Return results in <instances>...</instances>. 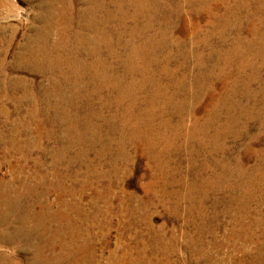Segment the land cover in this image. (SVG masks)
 <instances>
[{"label": "rangeland", "instance_id": "obj_1", "mask_svg": "<svg viewBox=\"0 0 264 264\" xmlns=\"http://www.w3.org/2000/svg\"><path fill=\"white\" fill-rule=\"evenodd\" d=\"M106 1L113 2V0ZM120 1L125 6L130 5L126 3L127 0ZM148 1L150 2V0ZM158 1L169 6V10L162 7L160 17L163 23L155 25L156 30H159L161 26L165 27L164 23H167L168 20L172 22L173 26L170 25L168 28L167 42L170 46V42L173 43L171 47L179 57L187 59L190 73L189 86L186 90H178L179 88L174 86L169 90L171 96H176L174 97L176 102H181L184 97L183 104L187 101L189 104H186V111L182 113L186 118L184 128L179 129L181 127L178 126L182 114L177 113L171 116L174 128H171L170 134H168L171 136V140L174 135L177 136L176 140H173V150L166 156V159L159 156L164 161L152 160L132 143L125 149V155L129 157L123 158L122 151L119 152L116 143L119 134L116 135L115 141L105 145L110 136V128L105 122H110L115 115L114 111H118V109L114 103L109 109L104 108V103L113 102L115 93L109 94L108 90L104 89L95 92L98 95L96 97L95 93L92 95L94 99L89 105L84 99V95L94 89L89 73L79 82L87 89L82 94L81 108L77 106L74 108L75 112L79 111V118L91 110L95 113L101 112L103 117L93 121L99 127L100 141L95 143L89 141L80 146H72L66 135V126L56 115L57 104L60 110L66 109L68 105L66 99L48 94L49 91L54 90L52 80L60 77L61 71L40 70L29 63L30 52L28 49L31 50L32 46L35 47L39 40L35 42L34 40L44 34L47 43L50 46L54 44L51 56H63V58L79 62L83 66L95 64V57L89 55L90 51L80 47L77 38L80 19H82L77 17L78 10L86 8L84 0H56L55 3H51L49 0H0V136L10 139L9 132L21 119H25L29 123L25 133L18 138L19 151H14L11 155L5 154L6 145L2 139L0 140V181H2L0 182V196H9L18 192L24 194V190L20 187V181L15 179V176H18L20 179H27L28 185H32L33 182L37 184L38 194L34 198L35 203L43 202L47 198L54 204L52 211H55L57 209L55 205H58L56 203L59 199L58 192L52 191L44 198L43 194L45 186L51 183L49 178H52V175L48 173H52L56 168L58 173L65 176L68 190L75 192L73 196H67L69 203L77 206V209H69L67 220L71 218L72 226L79 227L80 240L90 241L95 264H192L191 252L188 249L192 242L197 245L199 242H203L205 251L210 253L213 258L211 264L229 263L236 255L241 256L235 248L236 246L244 247L253 256L257 250L256 244L252 243L253 240L239 239L235 244L236 242L230 241V238L234 227L239 225L235 221L236 216L239 217V222L244 223L243 226L238 227L240 230L250 225L259 215H264V194L246 200L253 212L241 211L239 213L237 212L239 209L230 204L231 196L227 195L226 191L216 188L210 192V197L205 200V203L197 205L198 207L194 211H188L190 204L186 196L192 187L197 185L200 189H207L209 184L214 181L215 173L221 171L214 166L207 170L199 169V164L206 158V155H191L190 150L193 143L188 146V141L192 133L194 119L196 117L201 120L206 119L207 112L213 107L214 100L211 94H207L193 104V96L188 90L191 89L190 87L192 90H196V87L191 85L193 76L196 74L194 65L197 62V53L208 54V49L201 47L200 40L211 38V43L219 48L220 44L225 46L232 44L236 34L249 40L253 24H256L261 32H264V11L252 12L254 13L253 17H248L246 12L252 10L254 6L240 8L237 5L239 0L226 1V4L221 3L220 6L214 5L218 16L226 13V9L230 7L236 9L235 20L242 19L240 31L229 30L225 34L228 42L223 44L217 34L209 36L215 26L213 22L216 20L218 23V20L216 17L210 16L207 11H202L204 5L200 0ZM51 4H53L52 7H50ZM110 5L113 6H110V9L114 10L115 5ZM53 7L58 12L53 19L56 23L54 28L47 31L45 26L49 18L52 17L50 8ZM69 11L73 18L67 17ZM129 12L127 25L132 27L134 24L131 19L134 11L129 8ZM145 23L146 20L142 18L138 22L140 25ZM59 26L65 27L63 30L69 37L67 43H64ZM84 34L88 37L92 36L90 31H86ZM126 39H129L128 35ZM170 46L169 50H171ZM72 52L77 54V58L73 57ZM104 58L110 63L111 58L105 53ZM117 64L118 61L115 60L114 65ZM171 69L177 71L175 66H172ZM100 70L103 69L100 68ZM65 71L62 70V73ZM249 73L248 69L244 74L247 76L250 75ZM261 77L264 81V72L261 73ZM69 80L76 79L70 76ZM233 80L229 84L215 83L218 98L224 97V95L228 96ZM263 81L252 83L253 87H250L252 91L259 90L263 86ZM163 83L169 82L163 80ZM240 84L245 90L247 89L244 82ZM144 95L146 96L143 93L141 97L143 98ZM227 101L228 105L234 106L232 111L237 115V123L235 122L233 125L235 126L233 133L231 132L224 139L225 146L229 150L226 158L229 161L236 155L244 158L245 150L243 148L249 143V136L257 134L259 138L253 143V147L258 153H261L260 155H264V128L260 133L258 126L259 119L260 123H264V93H260L257 99L250 103L243 99L240 100L242 103L239 106H236L232 99ZM176 102L175 104H177ZM193 107H195V115L190 112ZM226 109L227 107L223 110L226 111ZM168 110L171 111L172 108ZM147 111L148 108L145 105L140 106V113ZM32 112H35L42 121V127L37 126L38 121H31L29 115ZM54 117H58V119L53 120ZM70 118L73 119L72 116ZM226 121L225 113H220L217 125L225 124ZM245 125L250 129L249 135L243 139H236L235 132ZM81 126L83 128V125ZM91 137L92 135L88 136V139L90 140ZM29 143H32V146L26 149L25 146L26 144L28 146ZM163 147L160 146L159 149ZM83 150L86 151L85 157L82 156ZM207 153H211V150H208ZM247 159L244 168L248 171L261 163V158L253 154ZM193 163H195L194 166ZM230 163L231 169L236 171L234 161L232 160ZM39 173L47 174V177L44 180H38L36 175ZM198 173L203 177L202 181L198 179ZM88 175L89 178L84 179ZM231 183L235 184L236 182L231 181ZM4 184L9 187L5 188ZM11 186H14L15 192L11 191ZM261 188L264 193V184ZM39 192L42 194L40 195ZM196 197V203L200 204L199 200L202 196ZM216 199H222V202L214 205L213 202ZM1 201L4 203L0 204V218L2 213L8 210L5 200ZM31 203L26 196L20 197L13 211L23 216L26 213L33 214L40 210L38 207H34L32 210ZM28 226L31 227L33 224H28ZM62 227L59 223L54 226L60 231L63 230L65 237L70 240L69 231L71 230L67 231L66 225ZM28 228L21 221L0 224V264H27L29 260L33 259L32 242L37 244L40 242L35 234L32 241L13 240L15 232ZM251 230H253L255 241H264L263 223L259 226L253 224ZM216 244L224 245L217 247ZM87 259L88 262H91L92 256ZM200 264L208 263L201 258Z\"/></svg>", "mask_w": 264, "mask_h": 264}, {"label": "bare ground", "instance_id": "obj_2", "mask_svg": "<svg viewBox=\"0 0 264 264\" xmlns=\"http://www.w3.org/2000/svg\"><path fill=\"white\" fill-rule=\"evenodd\" d=\"M49 1L55 3L56 0ZM127 1L126 3L130 4L129 6L123 5L124 3L120 0H113L112 3H108L106 0H84L86 8L77 9V17L82 18L80 19L81 23L77 36L79 45L90 51L89 55L95 57L94 65L83 66L79 62L65 59L63 56H51L50 53L52 48H54V44L50 46L44 34L39 35L34 40V42L39 40L35 47L32 46L31 50L28 49L30 52L28 60L32 66L40 70L61 71L60 77L52 80L54 90L49 91L48 94L53 97L57 96L66 99V104H68L66 109L60 110L57 104L56 115L60 117L62 123L66 126V135L72 146H80L89 141H92V143L100 141L98 135L99 127L93 121L96 118L100 119L103 117L101 112L95 113L91 110L79 118L80 113L79 111L75 112L74 108V106L81 108L82 94L87 89L85 86L80 85L79 82L89 73L94 88L92 92L84 95V99L87 100L89 105L94 99L92 95L95 92L104 89L108 90L109 94L115 93L113 102L104 103V108L109 109L111 104L114 103L118 109V111H114L115 115H113L110 122H105L110 128V136L105 145L115 141L116 135L119 134V139L116 143L119 152L121 153L122 151L123 158L129 157L125 155V149L127 145L132 143L138 149L144 151L152 160L164 161L166 156L172 152L173 140H176L177 136L174 135L171 140L169 135V130L174 128L171 116L177 113L181 115L186 111V104H189L188 101L183 104L184 97L181 102H176L174 98L176 96H171L169 90L172 89V86L179 88L178 90H186L188 88L189 64L187 59H182L176 54L177 52L171 47L173 43L170 42V46L167 42L168 28L170 25L173 26L172 22L168 20V22L166 21L167 23H164L165 27L161 26L159 30H156L155 25L163 23L160 17L162 7L169 10V6L163 5L158 0H150V2L148 0ZM200 1L204 5L202 11H207L210 16L216 17L218 20V23L216 20L213 22L215 26L209 36L212 37L217 34L221 42L225 44L228 42L225 34L229 30L236 29L238 32L240 31L242 19L235 20L236 9L229 7L226 9V13L218 16L216 8L213 7L214 5L220 6L221 3L230 0ZM110 4L115 5L114 10L110 9V6L113 7ZM237 5L240 8H246L250 5L254 6L252 10L246 12L248 17H253L254 13L252 12L264 11V0H239ZM129 8L134 11L131 19L134 24L132 27L127 25L130 16ZM50 10L52 17L46 22L45 28L47 31L55 27L56 21L53 19H55V14L58 13L54 7L50 8ZM67 17L73 18L70 11ZM141 18L146 20L143 25L138 24ZM59 28L64 43H67L69 37L63 30L65 27L59 26ZM86 31L92 32V36H86L84 34ZM127 35L129 39H126ZM249 35H251V39L245 40L240 34H236L232 44L227 46L220 44V48L211 43V38H203L199 42L203 49H208V54L197 53V62L194 65L196 74L193 76L192 85L190 84L196 87V90H192V87H190L191 89L188 91H191L193 96V104L207 94L212 95L214 104L207 112L206 119L201 120L197 117L194 119L188 146L193 143L190 150L192 156L194 154L206 155V158L199 164V169L207 170L214 166L221 171L220 173H215L214 181L209 184L207 189H200L197 185L192 187L190 193L186 196L190 204L188 207L189 212L194 211L198 207L197 205L200 206L205 203V200L210 197V192L216 188L226 191V194L231 196L230 204L232 207L236 206L239 209L237 210L239 213L241 211L253 212L246 200L263 196L264 194L261 188L264 184V155H260L261 153H258L253 147V143L258 140L259 135L249 136V143L243 148L245 150L244 158L236 155L232 159L236 164V171L231 169L230 162L232 160L229 161L226 158L229 150L224 142L227 135L231 132L233 133L235 127L233 125L237 121V115L232 111L234 106L228 105L227 100L232 99L233 103L239 106L242 103L240 100L243 99L250 103V101L256 100L260 93H264V81L261 77V73L264 72V32H261L257 25L253 24ZM169 46L171 50H169ZM55 47L57 48V45ZM159 51L162 55L159 54ZM72 53L73 57L77 58V54L75 52ZM104 53L111 58L110 63L104 58ZM115 60L118 61L116 66L114 65ZM172 66H175L177 71L171 69ZM100 68L103 70L101 71ZM248 69L250 70V75L246 76L244 73ZM62 70L66 71L62 73ZM70 76L76 80H69ZM232 79L234 80L230 91H228V96L224 95V97L218 98L215 83L229 84ZM163 80H167L169 83L165 84ZM256 81H263V86L259 90L252 91L250 87H253L252 83ZM243 82L247 87L246 90L240 84ZM143 93L149 98L145 95L142 98L141 95ZM97 95L98 93H95V97ZM141 105H145L148 108L146 113L139 112ZM226 107V111L223 110ZM170 108H172L171 111L168 110ZM194 111L195 107L190 112L195 115ZM220 113H225L227 121L225 124L217 125ZM29 117L32 122L34 120L38 121V127H42L43 123L35 112H32ZM57 119L58 117H54L53 120ZM258 122L261 133L264 123H260V119ZM81 125H83V128ZM185 125L186 118L182 114L179 118L178 126L181 127L179 129L184 128ZM28 127V121L21 119L9 132L10 139L0 136V140L2 139L6 145L5 154L11 155L14 151L20 150L17 142L18 138L25 133ZM249 130L247 125L242 127V129L239 128L235 132V138L239 140L247 137L250 133ZM90 135L92 137L89 140L88 136ZM31 146L32 143H29L28 146L26 144L25 148L27 149ZM160 146L164 147L159 149ZM208 150H211V153H207ZM252 154L260 157L261 163L248 171V169L244 168L245 161L247 158L252 157ZM85 155L86 151L83 150L82 156L85 157ZM160 155L164 157V160L159 157ZM194 165L195 163H193ZM43 174H37L36 178L44 180L47 174ZM48 174L52 175V178H49L51 183L45 186L43 198L45 195L51 194L52 191H57L59 195L56 203L58 205H55L57 209L52 211L54 204L47 198L43 201L44 203L41 201L35 203L34 198L38 194L37 184L33 182L32 185H28L27 179H20V177L15 176V179L20 181V187L24 190V194L18 192L9 196H0V204L4 203L1 200H5V206L8 208L7 211L2 213L0 224H11L15 221H21L25 227H29L28 229L15 232L13 240L32 241L33 235H36L40 242L38 244L32 242L34 257L27 264H95L94 252L89 243L90 241L80 240L79 227L72 226L73 221L71 218L67 220L69 209H77V206L70 204L67 200V196H73L75 192L68 190L65 184V176L58 173L56 168L53 169L52 173ZM198 176V179L202 181L203 177L200 173H198ZM88 178L89 175L84 177V179ZM231 181L236 183L233 184ZM4 186L5 188L9 187L6 184ZM10 189L15 192L14 186H11ZM39 194L41 195L42 193L39 192ZM24 196L32 202V205H30L32 210L34 207H38L40 210L33 214L26 213L23 216L15 213L13 211L14 206H16L20 197ZM196 196H202L201 200H199L200 204L196 203ZM221 200L216 199L213 204L218 205L222 202ZM235 221L239 225L234 227L230 241L237 244L239 239L253 240L252 243L256 244L257 250L252 256L244 247L236 246L235 248L241 256L236 255L235 257L238 256L240 258L233 257V261L225 264H264V241H255L254 234H252L253 230H251L253 224H258V226L261 223L264 224V215H259L250 225L240 230L238 227L243 226L244 223L239 222L238 216H236ZM57 223L63 227L66 225L67 231L68 229L71 230L69 231L70 240L65 237L63 230L60 231L54 228ZM28 224H33V226L30 227ZM201 236L200 238H202ZM203 245V242H199L198 245L192 242V245L188 246L191 252L192 264H200L201 258L208 264L213 262L211 254L205 251ZM220 245L223 246L224 244H216L217 247H220ZM89 249L91 250L89 251ZM89 256H92L91 262H88L87 257Z\"/></svg>", "mask_w": 264, "mask_h": 264}]
</instances>
